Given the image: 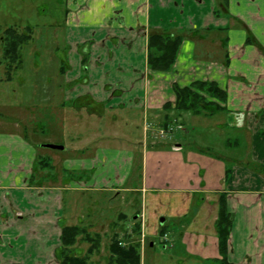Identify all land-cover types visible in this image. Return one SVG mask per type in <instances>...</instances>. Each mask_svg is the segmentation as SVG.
<instances>
[{
  "label": "crops",
  "instance_id": "crops-1",
  "mask_svg": "<svg viewBox=\"0 0 264 264\" xmlns=\"http://www.w3.org/2000/svg\"><path fill=\"white\" fill-rule=\"evenodd\" d=\"M67 6L57 91L75 112L74 128L82 121L76 116L98 118L109 110L128 123L135 108L144 111L145 131L160 140L142 148L136 170V149L126 151V158L109 148L92 157L98 140L83 143V135L68 141L69 147L52 144L63 149L49 153L40 149L46 143L36 141L40 128L25 120L28 108L10 104L7 114L0 105V264H60L62 223L74 215L63 212L60 192L69 185H98L103 170L108 179L101 183L112 187L126 184L134 171L140 178V187L126 191L142 193L144 206L124 235L140 245L141 264H264V0H67ZM154 32L183 38L170 72L148 67ZM4 76L6 82L14 79ZM196 81L215 82L226 91L223 109L206 116H219L221 132H242L245 158L194 150L182 144L183 135L176 142L162 138L163 128L178 122L159 114L174 110L173 85ZM167 103L172 107L165 108ZM60 107L71 117L70 108ZM239 139L225 144L237 147ZM70 147L75 155H67ZM120 158L123 180L115 175ZM221 194L232 214L225 257L215 227ZM168 218L176 227L166 226ZM163 236L164 248L174 255H148Z\"/></svg>",
  "mask_w": 264,
  "mask_h": 264
},
{
  "label": "rangeland",
  "instance_id": "rangeland-1",
  "mask_svg": "<svg viewBox=\"0 0 264 264\" xmlns=\"http://www.w3.org/2000/svg\"><path fill=\"white\" fill-rule=\"evenodd\" d=\"M68 8L67 0H0V39L3 31L8 27L16 28L19 32H24L28 27L32 28L30 40L25 43L21 50L22 65L12 75L14 79L6 82L4 76L5 74L7 76L6 69L3 65L0 67V105L6 110V112H2L8 114L7 108L12 107L10 104L14 103L18 104L16 107L19 106L21 110L22 107L28 108L25 120L29 125L32 124L35 128H40L36 135V141H42L46 144H63L69 147L68 141L75 140L80 135L84 137L83 143H92L97 138V145L92 147L90 151L92 157L94 155L98 157L103 149L109 148L121 152L118 158L123 155L126 158V151L136 149L137 157H135L136 162L134 164L136 170L140 165L138 154H140L142 148L160 140V135H151V133L145 131L144 128L146 126L148 128L149 125L145 123L144 111H137L134 108L135 112L131 113L130 122L128 121V123L117 118L119 116L117 111L110 112L111 110H109V112L98 118H91L82 114L76 116V118L82 119L79 122L81 126L74 128L72 119H74L75 112L71 109V105L68 106L69 103L62 101V95L57 91L58 78L56 71L62 66L60 60L62 57L57 52L58 49H63L62 29ZM89 45L91 46L92 43L87 46L89 47ZM1 53L2 42L0 40V58ZM85 75L77 81L84 82L89 74ZM19 78L24 81L23 86L19 84ZM63 105H66L65 110L70 108L67 111L71 117L65 116L61 110L62 107H60ZM176 113L175 110L166 111L165 113L159 112L161 117L169 114L170 118H178L177 126L174 123L163 128L162 138L166 137L176 142L175 137L183 135L182 144L187 143L194 150H206L215 155L225 154L227 156H230L233 152L239 158L246 157L247 143L243 142L242 132H232L229 128L222 129L223 132H221L216 126L218 115L207 117L206 115H193L186 112L183 117H179ZM65 121L70 127L63 125ZM92 132H97L95 134L97 137L92 135ZM236 135L239 137H236ZM236 138H240L241 143L239 146L225 144L226 140L233 141ZM78 145L79 143L76 142L74 147ZM74 147L67 150L68 156L75 155L71 150ZM40 149L49 153L53 152L50 148L41 147ZM78 153L80 158L82 152ZM117 161L119 163L116 167L118 174L115 175L120 176V179L123 180V158ZM103 171L99 174L98 185L93 184L91 187L82 189L69 185L68 190L60 192L65 195L62 205L63 212L65 211L66 216L74 213L73 216L64 220L62 224L65 223L66 225L62 227L79 226L85 229L86 232V235L79 236L74 246L67 249H63L61 246V249L57 251V258L60 262L65 254L79 257L88 254L89 248L94 243L87 242L85 236L91 237L92 241L99 242L98 250L89 256L90 264H108L107 261L111 256L110 246L115 240H118L124 248L136 244L128 241L124 233L136 217L137 211L141 209V206H144L142 205V193L126 191V189L140 187L142 185L140 178L138 179V174H135L134 171L126 184L112 187L111 183L107 181L104 184L101 183L103 177L104 180L108 179ZM120 179L119 183H121ZM79 186H84V183ZM4 201L7 202L5 198ZM193 204V209H195L198 201L194 200ZM165 222L169 228L176 227L175 220L172 218H168ZM135 226L132 225V230L137 233V227ZM119 237L124 241L122 242ZM167 239L163 236L160 242L154 241L155 246L149 251L148 255L154 253L160 257L162 256L163 259L166 256L174 255L175 250L164 248L167 245ZM163 264L168 263L163 262Z\"/></svg>",
  "mask_w": 264,
  "mask_h": 264
},
{
  "label": "trees",
  "instance_id": "trees-1",
  "mask_svg": "<svg viewBox=\"0 0 264 264\" xmlns=\"http://www.w3.org/2000/svg\"><path fill=\"white\" fill-rule=\"evenodd\" d=\"M28 31V32H27ZM31 27L24 32H19L16 28L8 27L1 36L2 53L0 64H6L8 77L13 75L16 69L22 65V47L30 40ZM183 38L166 33H151L148 40V67L152 71L170 72L172 71L180 50ZM2 61V62H1ZM176 97L174 110L178 114L190 112L193 115H212L223 107L227 99V93L222 90L217 83L208 81H196L189 86L173 85ZM172 104L167 103L165 108H171ZM232 226V214L227 211L226 195L221 194L219 198V217L216 222V231L219 238V250L222 256L228 252V239ZM80 235H86L85 229L79 226H65L62 229L61 242L63 249L70 248L77 243ZM89 243H94L88 250V254L83 257L65 254L60 264H90V254L98 250L99 242L92 241L91 237H86ZM111 256L108 264H141L140 245H130L124 248L118 240L113 241L109 250Z\"/></svg>",
  "mask_w": 264,
  "mask_h": 264
},
{
  "label": "water",
  "instance_id": "water-1",
  "mask_svg": "<svg viewBox=\"0 0 264 264\" xmlns=\"http://www.w3.org/2000/svg\"><path fill=\"white\" fill-rule=\"evenodd\" d=\"M45 148H50V149H54V150H62L63 147L59 146V145H52V144H46L44 145ZM164 218L161 219V223H164Z\"/></svg>",
  "mask_w": 264,
  "mask_h": 264
}]
</instances>
